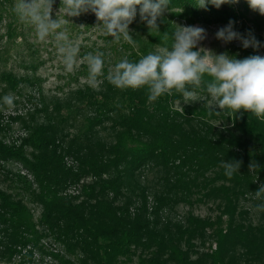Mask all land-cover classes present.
Segmentation results:
<instances>
[{"label":"trees","instance_id":"1","mask_svg":"<svg viewBox=\"0 0 264 264\" xmlns=\"http://www.w3.org/2000/svg\"><path fill=\"white\" fill-rule=\"evenodd\" d=\"M174 4L195 11L191 18L199 15L198 0H170L169 7ZM220 9L201 10L223 20L229 13ZM76 98L95 111L86 133L112 122L113 143L64 144L51 125L33 128L19 147L0 142V158L20 162L32 177L17 181L41 205L44 231L74 258L66 264H121L135 250L141 251L137 264H264V211L253 225L240 221L247 212L239 210L240 200L264 184V120L243 111L179 112L173 108L179 94L149 102L146 88L110 82L102 93L87 87ZM220 118L227 122L221 128L213 123ZM226 160L241 162L231 179L221 166ZM252 162L259 168L249 170ZM146 167L166 172L152 203L148 189L134 180ZM209 200L220 202L215 219L191 214L184 223L163 221L168 208ZM38 226L23 200L0 190V245L7 254L35 248L43 235ZM211 239L207 252L197 249L196 242L204 246Z\"/></svg>","mask_w":264,"mask_h":264},{"label":"rangeland","instance_id":"2","mask_svg":"<svg viewBox=\"0 0 264 264\" xmlns=\"http://www.w3.org/2000/svg\"><path fill=\"white\" fill-rule=\"evenodd\" d=\"M16 0H0V142L6 146L19 147L27 139L31 130L39 125H51L56 130L58 137L64 144L73 139L79 141H101L111 144L115 141V132L112 122H104L103 126L96 127L93 133H86L89 126L88 120L95 115L94 108L80 102L76 97L79 91H86L87 87L94 93H102L106 86L107 75L110 69L127 58L130 62H138L140 58L153 53L160 47L171 48L173 33L176 25L200 26L206 30V39L199 46L211 49L214 53H227L237 59L247 58L253 55L264 57V16L252 10L247 0H240L237 4H224L221 11L230 13L234 11L236 18L229 15L223 20L213 19L199 9V15L191 18L195 12L190 7L182 8L174 4L169 10L158 18V30L153 29L151 34L146 22L141 21L139 14L129 25L130 34L135 41L134 45L121 40L119 44L113 42V38L106 35L97 19L91 12L82 13L78 17H65L59 12L61 0H54L52 18L66 19L65 28L69 38L78 43L80 51L77 57L78 67L67 72L61 58L57 55L53 37H48L41 42L37 39L33 26L21 22L13 7ZM233 22V30L243 37L250 34L259 41L260 47H243L240 39L224 42L216 39V32ZM80 25H84L83 28ZM102 52L104 61L103 75L98 77L101 81L99 90H94L87 83L88 66L83 57L88 53ZM211 78L204 76V84L197 92L201 96L207 95L203 89L206 81ZM212 79V78H211ZM12 93L16 97L15 107L8 109L3 104V97ZM176 94V93H175ZM173 108L179 112L185 110L208 109L204 102L183 103L179 98L173 104ZM219 128L226 125L224 119L213 121ZM91 137V138H90ZM30 153L29 148L26 149ZM70 164L76 163L72 157L68 159ZM20 162L7 161L0 158V190L11 194L15 199H21L30 209L38 230L42 235L38 239L35 248H26L22 252L12 256L4 251L0 245V264H66L73 263L74 258L66 255L64 247L57 243L44 231L40 225L42 207L37 203L30 192L19 183L18 178L24 177L30 182L31 176L24 170ZM166 172L161 169L146 167L141 169L135 176L138 184L146 187L150 193L151 203L153 195L162 190L161 178ZM89 181L88 178L84 182ZM34 186L33 190L36 189ZM74 192L72 188L67 193ZM131 194V193H129ZM198 196V195H197ZM255 196L243 198L239 203V210L247 212L246 218L241 222L258 225L262 222V211H255L257 205ZM220 202L209 200L204 203H195L193 206L179 204L166 209L162 213L163 221L171 223H184L189 215L203 219H215L220 211ZM209 240L206 245L196 242V247L201 252H207L209 245L214 244ZM32 250V253L30 251ZM140 250L126 258H121V264H137ZM65 260V262H63Z\"/></svg>","mask_w":264,"mask_h":264},{"label":"clouds","instance_id":"3","mask_svg":"<svg viewBox=\"0 0 264 264\" xmlns=\"http://www.w3.org/2000/svg\"><path fill=\"white\" fill-rule=\"evenodd\" d=\"M240 0H198V9L207 10L209 5L220 8L224 4H237ZM54 0H16L13 11L21 22L34 27L36 37L43 42L53 37L58 57L65 70L72 72L78 67L77 57L80 51L78 43L69 38L65 25L58 13L65 17H78L91 12L105 34L119 44L121 40L134 45L129 25L137 14L146 22L149 32L158 30L157 20L169 10L170 0H61L57 18H52ZM249 7L264 16V0H247ZM81 28L84 25H80ZM216 39L230 42L240 39L243 47H260L259 41L251 34L243 37L233 30V22L216 32ZM171 48L160 47L138 60L130 62L124 58L110 69L107 80L120 89L146 88L149 102L156 101L163 95L179 94L184 105L204 102L209 115H220L221 111L230 113H250L264 120V57L253 55L243 59L229 56L227 53L216 54L211 49L199 46L206 39V30L200 26L176 25L172 35ZM102 52L88 53L83 60L88 66L87 83L94 90H99L103 75L104 61ZM212 79L206 83L207 95L201 96L197 89L204 84V76ZM16 97L8 93L3 97V104L8 109L15 107ZM221 166L224 174L231 179L239 172L240 161L226 160ZM259 165L250 163L249 170ZM262 202L255 206V211H264V184L255 192Z\"/></svg>","mask_w":264,"mask_h":264}]
</instances>
